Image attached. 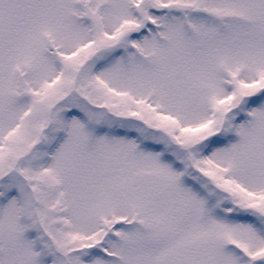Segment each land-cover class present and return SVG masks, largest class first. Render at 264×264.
Returning a JSON list of instances; mask_svg holds the SVG:
<instances>
[{
	"label": "snow or ice",
	"instance_id": "6c2138e0",
	"mask_svg": "<svg viewBox=\"0 0 264 264\" xmlns=\"http://www.w3.org/2000/svg\"><path fill=\"white\" fill-rule=\"evenodd\" d=\"M0 264H264V0H0Z\"/></svg>",
	"mask_w": 264,
	"mask_h": 264
}]
</instances>
